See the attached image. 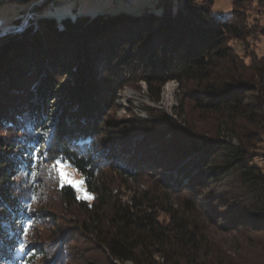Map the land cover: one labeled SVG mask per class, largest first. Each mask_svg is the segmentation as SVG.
I'll use <instances>...</instances> for the list:
<instances>
[{
    "label": "trees",
    "instance_id": "obj_1",
    "mask_svg": "<svg viewBox=\"0 0 264 264\" xmlns=\"http://www.w3.org/2000/svg\"><path fill=\"white\" fill-rule=\"evenodd\" d=\"M216 1L40 16L0 37V237L9 231L4 221L18 227L0 248V264L37 263L43 243L31 236L51 221V192L76 210V230L107 264H264V54L244 47L264 36L250 21L264 0H232L224 19L212 16ZM133 80L156 103L177 82L188 108L182 104L177 119L107 120ZM208 119L217 124L213 136L202 128ZM61 157L79 169L92 204L61 190L51 167ZM128 178L147 188L124 201L117 189ZM68 230L44 243L46 264L63 263Z\"/></svg>",
    "mask_w": 264,
    "mask_h": 264
},
{
    "label": "rangeland",
    "instance_id": "obj_2",
    "mask_svg": "<svg viewBox=\"0 0 264 264\" xmlns=\"http://www.w3.org/2000/svg\"><path fill=\"white\" fill-rule=\"evenodd\" d=\"M133 1H135V3H132L129 6L123 3V5L126 6L124 7L121 5H114L119 4L116 3L115 0H0V3L3 4L0 8V34L5 33L3 30L8 27H11V29L6 31L3 36L12 31H18V27L23 28L28 24L29 21H33L40 16L54 17L60 21L65 17H75L78 14L94 16L96 14L104 12L114 14L122 11L135 14L138 13L140 8L145 9L147 5L151 3L152 5L154 4V0ZM43 6L44 8L41 9V7ZM232 7V0H217L211 8L212 16L220 19L227 18L232 13ZM250 14V21L254 25H257V27L264 28V9L258 7L255 4ZM19 18H21L19 25H12L15 23L14 21ZM238 47L240 48L241 46L236 45L237 49ZM244 47L249 52L256 51L261 55L264 54V36L255 35V37L249 39V41L244 44ZM167 86L170 87L171 91L168 94V97H165L164 93ZM31 92L34 94V99L32 101L38 105V103H40V101L44 99V96H42V85L40 83V80L34 82L33 87L31 88ZM48 99L51 105L50 111L52 112L56 108L54 107L56 102H54L55 100L52 97H49ZM182 104L186 105V109L188 108V102L185 100L184 91L180 88L177 82H170L166 84L162 88L161 101L159 103H156L151 100L146 84L133 80L131 81V84L129 86H127L117 94L115 102L111 104L107 111V120L116 122H123L135 118L152 120L160 114H165L177 119L176 116H178V112L181 111V108L183 106ZM193 118L194 117H192V119ZM178 119L179 123H184L185 121V117H178ZM37 128L38 132L43 133V131L39 129L40 125ZM202 128L205 130V133L208 132L211 136L215 135L218 130L217 124H215L212 119L206 120L202 124ZM0 135L6 137V134L0 133ZM41 146L43 147V149H45L47 146V142L42 141ZM258 151L260 156L259 164L264 167V147ZM16 155L17 154L14 155V159ZM67 171H69L76 180H83L82 176L73 167L67 169ZM53 172L55 171H52V173ZM56 178L58 179L57 174ZM128 180L129 182L127 186H124L119 190L117 189V191H119V193L123 196L124 201H127L131 197L134 191L138 189V186L141 188V190L147 188L146 183L144 184L143 181H133L129 178ZM149 181L151 182V180ZM83 188L85 191H87L85 183L83 185ZM50 195L51 196L45 195V199H47V202H49L47 205L48 212L53 215L51 217V221L45 224L42 223V225L37 226V228H35V230L32 232L31 236V239L34 242H40L41 244L43 243V245H41V249L43 252H39L41 257L38 259L36 264H46L50 260V251L48 250L46 252L44 243H49L51 245L53 240H55L56 237L59 236L57 234V231L60 228L65 230L71 229L68 230L66 234L68 235V245L67 247L65 246L63 248V250L65 249L62 254L64 260L61 264H64V261H66L68 255H72L70 256L68 264H84L86 263V261L92 263L107 264L104 259L98 254L96 249L90 246V242H88L84 234L76 230V210L69 209L65 205H62L61 200L55 193L51 192ZM77 195L81 194L77 193ZM93 200L94 199L90 201H84L92 204ZM2 224L7 225V228H9V231L7 233H3V235H1L0 237V248L4 249L10 242L8 235H15L18 232V227L14 222L4 221ZM55 251V249L52 250L51 255L52 253H55ZM42 254L44 255L42 256Z\"/></svg>",
    "mask_w": 264,
    "mask_h": 264
},
{
    "label": "snow or ice",
    "instance_id": "obj_3",
    "mask_svg": "<svg viewBox=\"0 0 264 264\" xmlns=\"http://www.w3.org/2000/svg\"><path fill=\"white\" fill-rule=\"evenodd\" d=\"M39 158V154H35L33 160L39 161ZM51 167L57 174L62 191L65 189V187H68L81 194L77 196L78 199H84L88 201L94 199V197L89 192L84 190L83 185L85 181L76 180L73 175L67 171V169L72 168L73 165L69 161H66L65 158L61 157L55 159L51 163ZM77 171H79V169H77ZM28 227L30 228L31 225Z\"/></svg>",
    "mask_w": 264,
    "mask_h": 264
},
{
    "label": "bare ground",
    "instance_id": "obj_4",
    "mask_svg": "<svg viewBox=\"0 0 264 264\" xmlns=\"http://www.w3.org/2000/svg\"><path fill=\"white\" fill-rule=\"evenodd\" d=\"M5 28H6V27H5ZM10 29H11V27H8V28L4 29L3 31L6 32V31H8V30H10ZM170 91H171L170 87L167 86V87L165 88L164 96H165V97H168V94L170 93Z\"/></svg>",
    "mask_w": 264,
    "mask_h": 264
},
{
    "label": "built area",
    "instance_id": "obj_5",
    "mask_svg": "<svg viewBox=\"0 0 264 264\" xmlns=\"http://www.w3.org/2000/svg\"><path fill=\"white\" fill-rule=\"evenodd\" d=\"M116 3H124L125 5H131L132 3H134L133 0H115Z\"/></svg>",
    "mask_w": 264,
    "mask_h": 264
},
{
    "label": "water",
    "instance_id": "obj_6",
    "mask_svg": "<svg viewBox=\"0 0 264 264\" xmlns=\"http://www.w3.org/2000/svg\"><path fill=\"white\" fill-rule=\"evenodd\" d=\"M18 29H20V28L18 27ZM18 29H17V30H18ZM5 33H6V32H5ZM5 33L0 34V37L3 36V34H5Z\"/></svg>",
    "mask_w": 264,
    "mask_h": 264
}]
</instances>
